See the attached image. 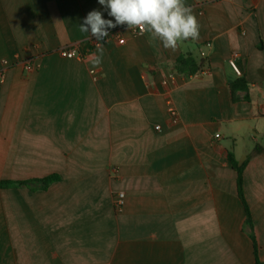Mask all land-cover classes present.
<instances>
[{"label":"crops","instance_id":"1","mask_svg":"<svg viewBox=\"0 0 264 264\" xmlns=\"http://www.w3.org/2000/svg\"><path fill=\"white\" fill-rule=\"evenodd\" d=\"M186 4L199 41L172 52L118 26L96 67V49L58 50H85L89 11L113 19L98 0H0V182L60 177L0 190V264H255L251 234L264 262V155L244 171L252 228L229 161L264 149V0ZM184 54L199 73L176 72Z\"/></svg>","mask_w":264,"mask_h":264},{"label":"clouds","instance_id":"2","mask_svg":"<svg viewBox=\"0 0 264 264\" xmlns=\"http://www.w3.org/2000/svg\"><path fill=\"white\" fill-rule=\"evenodd\" d=\"M98 3L113 19H105L101 11L92 10L79 25L82 33L97 42L96 53L92 54L96 67L102 63V42L109 36V29L118 26L137 30L140 35L150 34L172 52L186 41L200 39L199 20L186 0H98Z\"/></svg>","mask_w":264,"mask_h":264},{"label":"trees","instance_id":"3","mask_svg":"<svg viewBox=\"0 0 264 264\" xmlns=\"http://www.w3.org/2000/svg\"><path fill=\"white\" fill-rule=\"evenodd\" d=\"M202 68V64L198 63L196 59L191 54H184L181 55L180 58L177 61L175 70L179 75L182 76H194L197 73L200 72ZM231 95L232 99L235 103L239 102L241 99L238 97V93L245 92L248 93L249 91V84L246 81L244 77L238 79L235 83L230 85ZM245 100H248V97H245ZM264 155V149L256 148L253 150L250 155L247 158V161L240 165L234 156L232 154L229 155V161L237 173V188H238V195L241 201L243 202L246 210L247 215V221L246 225L251 227L253 226V218L252 214L249 209V205L245 198L244 193V171L247 167V165L253 161L254 159ZM60 180V177L58 175L49 176L44 179L40 180H29V181H23V182H16V181H1L0 182V190L5 189H13V188H28L33 191H39V190H47L52 184L58 182ZM251 238L254 242V254L256 258L255 264H264L259 258V248L256 241V238L253 234H251Z\"/></svg>","mask_w":264,"mask_h":264},{"label":"built area","instance_id":"4","mask_svg":"<svg viewBox=\"0 0 264 264\" xmlns=\"http://www.w3.org/2000/svg\"><path fill=\"white\" fill-rule=\"evenodd\" d=\"M133 34L139 35L137 30H130ZM113 36L116 38L119 44H124L125 39L121 35V30L116 29L112 31ZM96 41L94 39H89L86 43L85 50H81L79 47H66L61 48L58 50L59 55L62 57L68 58V59H79L83 60L88 52H91L96 49ZM239 59L240 55L238 53H233V55L230 58V65L233 68V70L236 72L238 76H242V71L239 67ZM6 64V62H5ZM28 68H33V62L28 63ZM95 73L94 71L92 72ZM176 74H171L170 79H175ZM167 84V81L165 82ZM169 114L174 122L178 121V113L176 108L172 105V102H169ZM160 129V128H159ZM220 136H217L219 138ZM124 199L125 195L123 193L119 194L117 199L115 200V208L117 211H121L123 205H124Z\"/></svg>","mask_w":264,"mask_h":264}]
</instances>
